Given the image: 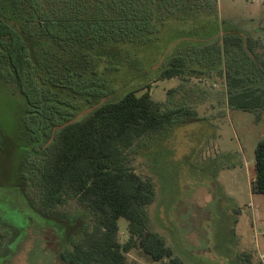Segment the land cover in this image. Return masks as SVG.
<instances>
[{
  "label": "rangeland",
  "instance_id": "obj_1",
  "mask_svg": "<svg viewBox=\"0 0 264 264\" xmlns=\"http://www.w3.org/2000/svg\"><path fill=\"white\" fill-rule=\"evenodd\" d=\"M146 1L129 0L139 10L124 17L128 23L144 18ZM9 4L0 0V10L9 11ZM150 6L152 26L139 37L141 46H135L137 39L120 38L112 67L98 62L69 84L49 53L38 67L42 83L51 73L62 76L50 80L54 85L43 84L40 109V80L20 83L0 68V264H67L60 251L93 224V213L74 198L46 212L33 179L63 122L82 119L131 89L147 90L162 109L191 112L146 134L126 153L137 174L154 184L148 229L163 236L183 264H264V195L250 190L264 105L242 110L228 104L230 92L246 87L264 95V0H155ZM111 15L124 16L114 10ZM225 30L227 36L250 37L252 50L222 42ZM103 33L109 37L113 31ZM173 57L183 61L182 72L161 77ZM228 77H241L242 83L234 86ZM127 224L117 220L120 241ZM128 257L136 264H161L137 251Z\"/></svg>",
  "mask_w": 264,
  "mask_h": 264
},
{
  "label": "trees",
  "instance_id": "obj_2",
  "mask_svg": "<svg viewBox=\"0 0 264 264\" xmlns=\"http://www.w3.org/2000/svg\"><path fill=\"white\" fill-rule=\"evenodd\" d=\"M63 1L64 5L48 4L45 0H9L12 9L0 10L1 71L8 72L20 83L25 80L32 83L34 77L40 80V87L36 86L39 97L35 107L38 109L43 103L44 88H47L43 84L54 85L50 80L61 75L51 73L42 83L44 79L40 78L38 67L49 53L52 57L49 61L60 64V69L65 72V83L71 84L87 69L94 70L98 62H107L112 67L117 56L116 41L121 38L120 42L134 43L137 39L135 46H141L139 37L144 35L148 25L152 26L150 4L155 0L146 1L140 10L144 18L132 23L125 18L129 12H137L139 7H131L129 0ZM161 5L162 2L156 3V7ZM112 10L124 14L123 19L111 15ZM121 19L124 20L122 23ZM108 30L113 31L109 37L103 33ZM227 32H223L222 42L252 50L250 37L242 33L239 37L227 36ZM216 33L217 30L215 37ZM182 66L183 61L173 57L160 75L164 78L177 76L182 72ZM48 68L45 67V72ZM229 81L238 86L242 78L230 77ZM28 97L31 101V96ZM228 104L250 110L264 105V95L256 88L246 87L230 92ZM189 113L181 106L162 109L160 102L147 90L137 94L136 89H131L117 100L97 105L82 119L66 120L59 126L33 179L39 203L46 212H51L68 198H74L93 213L94 220L92 225L81 228L80 236L72 239L70 248L60 251L63 262L136 264L128 255L137 251L151 262L183 264L165 238L148 229L146 206L154 199V184L149 177L137 174L128 164L126 153L146 134L169 127L174 118ZM250 190L264 195V136L254 149ZM120 217L128 222L124 241L118 237L117 220ZM1 245L0 240V248ZM164 259L166 261H162Z\"/></svg>",
  "mask_w": 264,
  "mask_h": 264
},
{
  "label": "built area",
  "instance_id": "obj_3",
  "mask_svg": "<svg viewBox=\"0 0 264 264\" xmlns=\"http://www.w3.org/2000/svg\"><path fill=\"white\" fill-rule=\"evenodd\" d=\"M249 1H254V0H249Z\"/></svg>",
  "mask_w": 264,
  "mask_h": 264
}]
</instances>
